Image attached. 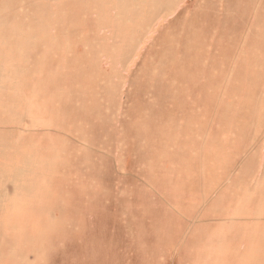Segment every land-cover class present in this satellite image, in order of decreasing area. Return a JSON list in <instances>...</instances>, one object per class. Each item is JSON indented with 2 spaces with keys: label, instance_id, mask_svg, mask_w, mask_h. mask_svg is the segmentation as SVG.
Returning a JSON list of instances; mask_svg holds the SVG:
<instances>
[{
  "label": "rangeland",
  "instance_id": "obj_1",
  "mask_svg": "<svg viewBox=\"0 0 264 264\" xmlns=\"http://www.w3.org/2000/svg\"><path fill=\"white\" fill-rule=\"evenodd\" d=\"M0 264H264V0H0Z\"/></svg>",
  "mask_w": 264,
  "mask_h": 264
}]
</instances>
